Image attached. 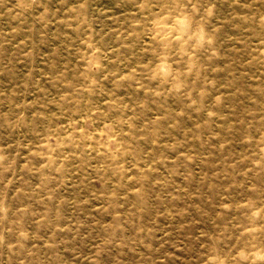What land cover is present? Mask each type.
<instances>
[{"label":"rangeland","instance_id":"rangeland-1","mask_svg":"<svg viewBox=\"0 0 264 264\" xmlns=\"http://www.w3.org/2000/svg\"><path fill=\"white\" fill-rule=\"evenodd\" d=\"M0 264H264V0H0Z\"/></svg>","mask_w":264,"mask_h":264}]
</instances>
